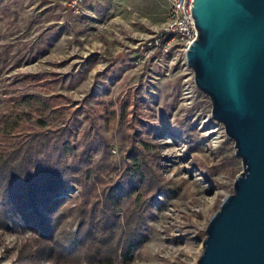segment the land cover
Listing matches in <instances>:
<instances>
[{
  "label": "rangeland",
  "instance_id": "obj_1",
  "mask_svg": "<svg viewBox=\"0 0 264 264\" xmlns=\"http://www.w3.org/2000/svg\"><path fill=\"white\" fill-rule=\"evenodd\" d=\"M168 10L167 0H85L78 11L66 0H0V140L6 119L20 131L67 123L71 144L93 160L107 145L121 168L134 142L167 180L144 214L143 241L113 264H196L207 221L242 170L185 55L141 49ZM77 191L59 194L71 203ZM35 238L23 223L0 225V264H20Z\"/></svg>",
  "mask_w": 264,
  "mask_h": 264
},
{
  "label": "trees",
  "instance_id": "obj_2",
  "mask_svg": "<svg viewBox=\"0 0 264 264\" xmlns=\"http://www.w3.org/2000/svg\"><path fill=\"white\" fill-rule=\"evenodd\" d=\"M44 99L41 109L49 107ZM5 121L0 225L23 223L36 235L33 249L25 243L19 250L20 264L33 258L50 264H113L143 241L144 214L167 181L148 163L151 154L144 147L131 142L129 162L118 168L107 145L96 161L90 150H76L67 123L20 131L15 122ZM68 184L78 188L71 203L59 194ZM131 195L122 211L119 205Z\"/></svg>",
  "mask_w": 264,
  "mask_h": 264
},
{
  "label": "water",
  "instance_id": "obj_3",
  "mask_svg": "<svg viewBox=\"0 0 264 264\" xmlns=\"http://www.w3.org/2000/svg\"><path fill=\"white\" fill-rule=\"evenodd\" d=\"M185 52L242 170L205 226L196 264H264V0H194Z\"/></svg>",
  "mask_w": 264,
  "mask_h": 264
},
{
  "label": "built area",
  "instance_id": "obj_4",
  "mask_svg": "<svg viewBox=\"0 0 264 264\" xmlns=\"http://www.w3.org/2000/svg\"><path fill=\"white\" fill-rule=\"evenodd\" d=\"M85 0H66L67 6L78 11ZM168 17L160 32L141 42V49L158 50L163 54L176 51L185 55L189 44L195 39L197 30L191 15L194 0H167Z\"/></svg>",
  "mask_w": 264,
  "mask_h": 264
},
{
  "label": "bare ground",
  "instance_id": "obj_5",
  "mask_svg": "<svg viewBox=\"0 0 264 264\" xmlns=\"http://www.w3.org/2000/svg\"><path fill=\"white\" fill-rule=\"evenodd\" d=\"M211 132H216V129L215 128H212Z\"/></svg>",
  "mask_w": 264,
  "mask_h": 264
}]
</instances>
